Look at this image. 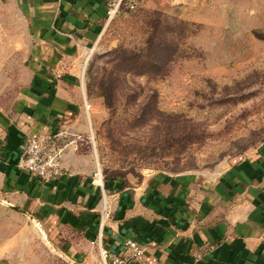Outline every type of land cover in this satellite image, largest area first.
<instances>
[{
  "label": "rangeland",
  "instance_id": "rangeland-1",
  "mask_svg": "<svg viewBox=\"0 0 264 264\" xmlns=\"http://www.w3.org/2000/svg\"><path fill=\"white\" fill-rule=\"evenodd\" d=\"M28 41L16 11L0 4V114L33 73ZM118 49L144 51L146 68L156 66L125 72ZM117 68L107 105L103 87ZM79 73L86 101L78 123L50 134L61 144L74 139L103 177L215 172L264 141V0H141L106 25ZM4 252L11 256L0 264H75L28 214L0 206Z\"/></svg>",
  "mask_w": 264,
  "mask_h": 264
},
{
  "label": "crops",
  "instance_id": "crops-1",
  "mask_svg": "<svg viewBox=\"0 0 264 264\" xmlns=\"http://www.w3.org/2000/svg\"><path fill=\"white\" fill-rule=\"evenodd\" d=\"M105 2L0 0L27 28L34 69L0 114V206L28 214L75 264L98 258L104 204V246L121 254L123 240L134 238L143 248L129 264H264V141L215 172L156 171L136 181L95 180L91 154L77 151L74 139L54 179L37 182L17 166L24 137L77 125L86 101L79 66L105 30Z\"/></svg>",
  "mask_w": 264,
  "mask_h": 264
},
{
  "label": "built area",
  "instance_id": "built-area-1",
  "mask_svg": "<svg viewBox=\"0 0 264 264\" xmlns=\"http://www.w3.org/2000/svg\"><path fill=\"white\" fill-rule=\"evenodd\" d=\"M140 2L141 0H106L105 25L113 20L121 11L137 8ZM57 135L40 133L26 136L21 140L17 166L24 170L30 179L37 182H45L63 173V157L66 143L61 144ZM101 175L100 169L97 168L94 171V179H101ZM105 206L104 204L102 214L98 221V231L94 240L100 262L102 264H129L133 258L140 259L143 248L140 242L134 238H125L123 240V252L121 254H115L104 246L102 230L106 211Z\"/></svg>",
  "mask_w": 264,
  "mask_h": 264
},
{
  "label": "trees",
  "instance_id": "trees-1",
  "mask_svg": "<svg viewBox=\"0 0 264 264\" xmlns=\"http://www.w3.org/2000/svg\"><path fill=\"white\" fill-rule=\"evenodd\" d=\"M116 52V50H115ZM116 55V66H122L121 64H123L126 67V71H133V69H135L136 67V73L138 74H142L146 72V69H150L151 67L156 66L154 63L149 64V68L148 67V63L146 61H142L143 55H144V51L140 52H135V50L133 51H129V50H124V49H118V52L115 53ZM130 61V64H126L123 61ZM118 69H115L114 71L111 70L109 72V74L112 76V73L115 72L116 75L112 76L110 78V80L104 84L103 87V94L105 97V102L107 105H110L111 102V95L114 91V77L118 78L119 77V72Z\"/></svg>",
  "mask_w": 264,
  "mask_h": 264
}]
</instances>
